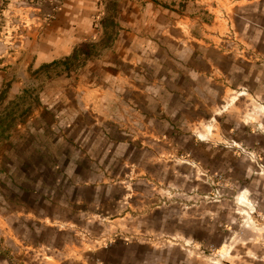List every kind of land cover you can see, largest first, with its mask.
<instances>
[{"label": "crops", "instance_id": "0c3cea01", "mask_svg": "<svg viewBox=\"0 0 264 264\" xmlns=\"http://www.w3.org/2000/svg\"><path fill=\"white\" fill-rule=\"evenodd\" d=\"M39 1L56 12L40 32L10 36L0 26V264H22L21 255L42 249L53 261L38 264H197L199 252L227 248L244 217L255 228L232 254H242L237 264H264V173L229 144L219 147L217 132L199 129L218 107L211 94L252 93L264 107L263 20L250 21L249 40L222 50L221 40H187V20L166 2L111 0L113 24L128 10L130 20L84 66L91 48H74L96 3ZM253 3L264 19L263 3ZM141 25L154 29L150 36L139 37ZM81 57L78 70L66 68L40 90L45 112L14 120L7 102L28 92L30 66L40 72ZM257 120L233 119L226 141L257 151L264 166V117ZM203 169L223 175L221 200H210ZM87 247L96 261L70 259Z\"/></svg>", "mask_w": 264, "mask_h": 264}, {"label": "rangeland", "instance_id": "374dc122", "mask_svg": "<svg viewBox=\"0 0 264 264\" xmlns=\"http://www.w3.org/2000/svg\"><path fill=\"white\" fill-rule=\"evenodd\" d=\"M23 5L24 14H25V23L27 25L25 34L31 35L33 34V30L35 27L39 25L38 21L41 23L44 22L45 18H48L46 26H48L54 20L56 12H43L44 2H40L39 0H21ZM30 1H33L31 3ZM160 2H166V6L170 11V14L175 18L177 16L184 17L187 20V40H221L224 45L223 48L220 45V49L226 50V47L232 46L233 43L238 42V40H249V37L246 36V33L250 28L248 26L251 24L250 21H259L264 19L261 18V13L254 12L249 10L250 4L249 1H253L254 5L262 4L264 8V0H159ZM96 4V11L91 16V28L87 33L84 34L83 39L77 42L74 49L82 48L83 45L91 48L88 49L91 57L84 66L94 60L98 59V56L102 54L104 49L109 48V42L111 38L116 33L117 35L120 31L125 30V25H127L130 20V10L127 11V14L124 15V18L119 24L110 19L114 15V11L110 8L109 4L112 2L111 0H93ZM8 4L15 5L12 7L11 11L17 10L16 13L11 17H3L0 12V26H4L5 24L10 26V31H13V25L16 26L18 24L19 12H23L16 8L18 6V0H10L7 2ZM39 8L38 11L34 10L35 6ZM20 7V6H18ZM259 7V6H258ZM56 10V9H55ZM35 12L38 14L37 21H33L32 14ZM13 14V12H12ZM20 16V15H19ZM9 18V19H8ZM106 18L105 26L107 27V34L104 38L103 33V24L102 20ZM108 19V20H107ZM9 20V21H8ZM110 21H112V25H110ZM37 22V23H36ZM43 25V24H42ZM144 26V27H143ZM149 26V25H148ZM45 28V26H43ZM38 28V31L44 28ZM143 28V29H142ZM151 26L146 27L145 25L140 26L139 37L150 36L148 33H152L150 30ZM24 29V28H23ZM25 30V29H24ZM132 29H127L126 32H131ZM134 31V30H133ZM147 31V33H145ZM89 33H93V36H88ZM264 34V30H263ZM13 36V35H12ZM141 39V38H140ZM228 43V44H227ZM238 51L242 53V46L238 44ZM106 51V50H105ZM87 60L83 57L78 60H73L72 63L66 65V63L62 64V60H58L55 64H44L40 72L30 66L27 69V76L24 81V85L26 90L28 91L21 98L16 97L12 99L9 103V110L15 115V121L20 122L25 121L29 117L33 115H40L41 109L43 112L45 110L41 107L40 104V90L48 84L50 81L57 80L58 77L66 75V68H70L71 72H74L81 64H83ZM82 66L79 69H82ZM78 70V69H77ZM3 92L0 94V101L4 99ZM212 101H216L218 97V107L211 111V123L206 122L202 126L199 127L202 132L210 133L211 130L213 132L218 133V141L217 144L219 147L228 146L231 149H235V155L248 156L250 159H253V162L257 164L258 169L264 173V166L259 160V153L255 150L249 152L247 148L242 146L239 147V144L236 145L227 140V126L230 123H233L235 120H240L241 123L244 124H256L258 122L257 118L264 117V107L263 105H259L256 101L254 94L246 93V92H227L222 94L218 92L216 95L211 94ZM6 101V100H5ZM10 118H12V116ZM21 118V119H20ZM234 119V121H233ZM257 126V125H256ZM258 127V126H257ZM252 154V156L250 155ZM203 174V182L208 184V186L212 188V195L209 196L210 200H221V188L224 183V177L222 174H212L208 169L202 170ZM253 212V211H252ZM251 216V214L249 215ZM245 220H240L239 226L240 228L235 232L234 236H231L229 240V244L227 248L224 250L216 251L213 248H208V251L204 253L199 252L197 257H199V262L197 264H237L236 262L242 261V254H232L233 245L241 244L242 238L244 237V231H246L249 227L255 228L254 221L250 219L248 221V217H244ZM261 228L256 224V229ZM109 241H107L108 243ZM212 249V250H210ZM87 252L89 253H70V259L77 260V258H82L85 255L88 260L96 261L95 254L91 253L93 251L92 248L87 247ZM43 252H35L30 251L29 253L21 255L16 261H21L22 264H38L44 262H52V255L45 249H42ZM94 252V251H93ZM10 258H13L11 254H7ZM59 261L64 263L66 261V253L59 254ZM84 257V258H85ZM24 262V263H23ZM91 264H93L91 262Z\"/></svg>", "mask_w": 264, "mask_h": 264}, {"label": "built area", "instance_id": "2783aa9c", "mask_svg": "<svg viewBox=\"0 0 264 264\" xmlns=\"http://www.w3.org/2000/svg\"><path fill=\"white\" fill-rule=\"evenodd\" d=\"M9 2V1H8ZM31 3H33V1H30ZM19 5H20V7H22V5H23V2L20 0V2L18 3ZM9 6H12V4H8L7 3V7L1 12V15L4 17V14L5 13H7V16H10V18L13 16V14H12V11H11V9H12V7L11 8H9ZM35 6V9L34 10H36V11H38L39 10V8H37L36 6L37 5H34ZM40 11V10H39ZM9 19V18H8ZM11 20V19H10ZM47 20H48V18H45V20H44V22H40V21H38V23H39V25L37 26L38 28H42L43 26H46V22H47ZM49 21V20H48ZM25 22V21H24ZM43 24V25H42ZM26 27H27V25H26V23L25 24H21V23H18L16 26H14L13 25V31H10V29H11V27L10 26H8V25H4L2 28H3V30H4V32H5V35H10V36H12L13 34H15L16 33V35H19V36H23V31H25L26 32ZM25 30H24V29ZM23 29V30H22ZM7 33H9V34H7Z\"/></svg>", "mask_w": 264, "mask_h": 264}, {"label": "trees", "instance_id": "16d2710c", "mask_svg": "<svg viewBox=\"0 0 264 264\" xmlns=\"http://www.w3.org/2000/svg\"><path fill=\"white\" fill-rule=\"evenodd\" d=\"M83 48H84V49H85V48L88 49V48L86 47V45H83ZM83 51H84V50H83ZM85 56H86V55H85Z\"/></svg>", "mask_w": 264, "mask_h": 264}]
</instances>
